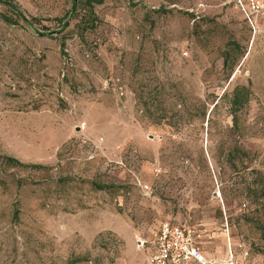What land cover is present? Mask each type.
I'll list each match as a JSON object with an SVG mask.
<instances>
[{"label":"rangeland","instance_id":"1","mask_svg":"<svg viewBox=\"0 0 264 264\" xmlns=\"http://www.w3.org/2000/svg\"><path fill=\"white\" fill-rule=\"evenodd\" d=\"M6 1L0 264H146L165 221L264 264V10Z\"/></svg>","mask_w":264,"mask_h":264},{"label":"built area","instance_id":"2","mask_svg":"<svg viewBox=\"0 0 264 264\" xmlns=\"http://www.w3.org/2000/svg\"><path fill=\"white\" fill-rule=\"evenodd\" d=\"M245 20L255 27L264 10V0H231ZM148 189V186H145ZM244 205V204H243ZM222 225L228 229L227 220ZM193 226L177 222L160 223L153 239V251L146 264H250L248 252L237 256L232 250L223 257H207L196 239Z\"/></svg>","mask_w":264,"mask_h":264},{"label":"crops","instance_id":"3","mask_svg":"<svg viewBox=\"0 0 264 264\" xmlns=\"http://www.w3.org/2000/svg\"><path fill=\"white\" fill-rule=\"evenodd\" d=\"M160 225V224H159ZM158 228H159V226L157 227V229L153 232V234L151 235V238H148V237H145V238H143L142 240H140L139 241V245L138 244H136V246L137 247H143L144 246V244L146 243V242H150L151 243V248H150V250H149V252H148V255L153 251V239H154V236H155V234H156V232H157V230H158ZM149 239V240H148ZM199 242H200V244H201V246H202V248H203V251H204V254L207 256V257H223V256H225L227 253H228V247L226 246V248H225V250L224 251H220L219 253H209V251H207L206 250V248H205V245L199 240V239H197ZM236 254V253H235Z\"/></svg>","mask_w":264,"mask_h":264},{"label":"trees","instance_id":"4","mask_svg":"<svg viewBox=\"0 0 264 264\" xmlns=\"http://www.w3.org/2000/svg\"><path fill=\"white\" fill-rule=\"evenodd\" d=\"M94 1H96V2H99V0H88V2H89V8L90 9H92V7H93V4L92 3H94ZM1 2L2 3H4V4H6V5H8V6H10V4H9V2H7L6 0H1ZM12 7V6H11ZM74 7H76V5H74ZM22 19H25V17L22 15V14H18ZM6 21H10L8 18H4ZM67 24V22L65 23V25ZM226 62H227V59H226ZM240 91H242V89H237L236 90V93H235V95H234V100H233V102L234 103H239V100H238V95H239V93H240ZM247 92V91H246ZM254 197L255 198H257V199H262L263 201H264V188L263 187H256V188H254Z\"/></svg>","mask_w":264,"mask_h":264},{"label":"bare ground","instance_id":"5","mask_svg":"<svg viewBox=\"0 0 264 264\" xmlns=\"http://www.w3.org/2000/svg\"><path fill=\"white\" fill-rule=\"evenodd\" d=\"M139 245V244H138Z\"/></svg>","mask_w":264,"mask_h":264}]
</instances>
